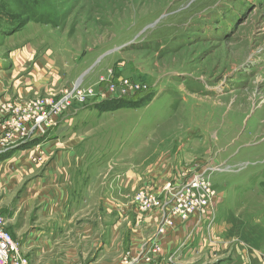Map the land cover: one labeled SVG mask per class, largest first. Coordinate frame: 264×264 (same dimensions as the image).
I'll use <instances>...</instances> for the list:
<instances>
[{"label": "rangeland", "instance_id": "1", "mask_svg": "<svg viewBox=\"0 0 264 264\" xmlns=\"http://www.w3.org/2000/svg\"><path fill=\"white\" fill-rule=\"evenodd\" d=\"M0 61L15 260L35 264L30 229L83 246L92 224L74 264H264V0H0ZM197 187L204 213L184 218ZM39 237L58 260L67 239Z\"/></svg>", "mask_w": 264, "mask_h": 264}, {"label": "crops", "instance_id": "2", "mask_svg": "<svg viewBox=\"0 0 264 264\" xmlns=\"http://www.w3.org/2000/svg\"><path fill=\"white\" fill-rule=\"evenodd\" d=\"M6 66H7V62L0 61V72H1V70L6 69L5 68ZM59 132H61V131H59ZM50 134L51 133H49V136L52 138L51 139V143H52V142H54L53 139L56 138V133H54V135L53 134L50 135ZM57 136H58V133H57ZM48 142H49V140H48ZM48 142H47V144H48ZM4 157L6 158V159H4V161L7 165L6 167H13L14 164L17 166L21 165V162L19 159L20 156L18 153L14 152L13 154L12 153H9L7 155L5 154ZM46 204L50 205V202L46 203ZM96 225H97V223H96ZM63 226H64V224H62L60 227H63ZM85 229L86 230H82L83 233H80L84 237L83 238L84 239L83 246L81 244L82 243L81 240H80V242H74V240L69 239L70 235H73L74 232L78 231V230L65 229V227L63 228V230L59 231V234L56 233L55 236H53V231H52L54 229H50L49 227L42 226L39 229H30L26 233H23V235H19L17 237L18 238L20 237V239L27 241V244L28 243L30 244L32 242L31 246H33V247L31 249L33 250L32 253L34 255L33 258L35 259V261H34L35 264H74L77 262H81V259L79 260L80 252H83L85 250V248L90 247V241L92 240L91 237L93 235V230H94L93 225L89 224L87 226V228H85ZM79 232H80V230H79ZM39 233H41L42 236L44 234L48 238H50V237L55 238V237L59 236V238H57L59 240L58 242H61L63 238L67 239V240H65V245L67 247H65L61 251L62 253L60 255V258H58V260H55V259L45 260L44 259L43 261H41L39 259L40 256L45 255L47 252L46 244H45L43 238L39 237ZM184 234H185L184 231L179 230L176 232L175 235H171V236L166 235L162 238L161 245H162V249H163V257L168 256V257L174 258V256H175V258H176L177 256L180 255V253L176 254V250H177L176 248L178 246L177 243H178L179 238H181V236H183ZM33 241H35V242H33ZM39 241H41V243H39ZM33 243H36V244H33ZM190 247H191V244H189L185 247L186 256L192 255V252L191 253L189 252ZM24 248L26 250L28 248L27 245L24 244ZM185 251H183V252H185ZM31 264H33V263H31Z\"/></svg>", "mask_w": 264, "mask_h": 264}, {"label": "built area", "instance_id": "3", "mask_svg": "<svg viewBox=\"0 0 264 264\" xmlns=\"http://www.w3.org/2000/svg\"><path fill=\"white\" fill-rule=\"evenodd\" d=\"M130 91L131 90L128 88L124 92L119 91V90H115V94H117V96L124 97ZM64 100L66 101L67 99L65 98ZM44 104H46V103H40V105H44ZM60 105H64L63 102L60 103ZM53 115H54V113H53ZM37 125H39V124H37ZM25 128H26L25 125L23 128L19 127V129H21L19 131V133H22L23 129H25ZM144 197H145L144 194L139 195V199H143ZM181 197H182V199H181ZM181 197L179 196V200L181 202L178 205V207H176L175 212L179 213L184 218H189L190 215L195 210H198L199 212L204 213V210L201 208H203L204 205L206 204V200L204 199V193H201V191L198 190V187H197V191H194L192 189L187 190V191H183L181 194ZM193 197H195L196 201L193 200ZM159 202L160 201H156V202L152 203L150 206L153 207V205L155 203L158 204ZM15 254H17V244L14 241L11 234L9 233V231H7L3 227L2 217L0 216V264H11L10 263L11 260H13V262H14L13 264H19V263L25 264V261H23L22 259H16L15 260L14 259ZM146 260H148V258ZM136 263L139 264L138 262H136Z\"/></svg>", "mask_w": 264, "mask_h": 264}, {"label": "bare ground", "instance_id": "4", "mask_svg": "<svg viewBox=\"0 0 264 264\" xmlns=\"http://www.w3.org/2000/svg\"><path fill=\"white\" fill-rule=\"evenodd\" d=\"M75 89H76V88H75ZM75 89H74V90H75ZM72 93H73V92H72ZM67 100H68V99H67ZM67 100H66V101H67ZM63 104H64V103H63ZM5 159H6V158H5ZM2 160H4V159H2Z\"/></svg>", "mask_w": 264, "mask_h": 264}]
</instances>
